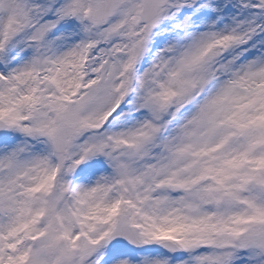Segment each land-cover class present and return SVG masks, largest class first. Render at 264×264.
<instances>
[{
    "label": "snow or ice",
    "instance_id": "obj_1",
    "mask_svg": "<svg viewBox=\"0 0 264 264\" xmlns=\"http://www.w3.org/2000/svg\"><path fill=\"white\" fill-rule=\"evenodd\" d=\"M0 264H264V0H0Z\"/></svg>",
    "mask_w": 264,
    "mask_h": 264
}]
</instances>
